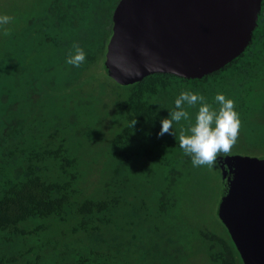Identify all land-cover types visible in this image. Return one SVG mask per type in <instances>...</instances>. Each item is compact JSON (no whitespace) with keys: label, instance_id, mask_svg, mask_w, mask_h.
<instances>
[{"label":"trees","instance_id":"trees-1","mask_svg":"<svg viewBox=\"0 0 264 264\" xmlns=\"http://www.w3.org/2000/svg\"><path fill=\"white\" fill-rule=\"evenodd\" d=\"M27 1L25 8L18 1L9 4L7 23L16 25L0 35V88L18 83L14 96L25 102L22 108H27V98L43 87L39 104L43 111L35 116L34 124L16 132V138L13 135L15 149L19 144L23 148L5 153L2 162L6 163L0 164V264H116L113 250L96 249L90 243L81 246L76 240L92 237L112 225V214L122 210L123 197L112 191L133 178L129 171L137 153L148 146L158 152L139 178L160 181L152 191L158 204L153 216L159 219V215L166 216L176 207L181 172L201 160L204 149L197 136L178 134L173 124L187 120L190 123L191 119L197 125L205 111L218 110L220 114L224 108L240 103L248 106L249 113L260 115L258 107L252 105L257 102V90H264V0L251 43L224 68L198 79L162 73L147 76L126 85L127 92L115 90L117 97L111 113L102 110V104L97 102L100 109L96 103L76 109L77 114L92 120L111 116L115 124L105 167L114 182L92 196L82 195L78 187L85 172L76 141L69 137L64 124L71 110H65V98L60 96L69 94V83L74 80L77 86L84 87L79 82L84 72L91 66L98 68L103 58L105 62L112 16L120 0ZM102 72L114 81L104 63ZM93 75L97 73H87L84 82H91ZM7 107L2 108L8 110ZM33 127L38 133H33ZM83 129L77 126L75 134L81 135ZM9 144L0 146V158L2 148L8 150ZM14 156L19 158L20 172L8 165ZM118 168L120 175L114 176ZM193 168L202 172L200 167ZM223 181L225 194L227 184ZM225 232H199L210 263L244 264L227 229ZM63 239L75 246L69 256Z\"/></svg>","mask_w":264,"mask_h":264},{"label":"rangeland","instance_id":"rangeland-1","mask_svg":"<svg viewBox=\"0 0 264 264\" xmlns=\"http://www.w3.org/2000/svg\"><path fill=\"white\" fill-rule=\"evenodd\" d=\"M12 1H18L23 8L28 3L27 0H0V35L4 34L6 28H14L16 25L7 23L11 15L9 4H12ZM103 63L104 58L98 68L91 66L84 72L86 75H82L79 81L84 87L77 86V81L74 80L69 83V94L60 96L61 99L65 98L62 100L65 110H71L67 119H64V124L69 137L76 141L75 145L79 149L78 156L83 163L85 177L78 187L81 188L80 191L84 196L96 195V192L105 190L106 186L112 187L114 180L108 177L105 167L108 164L106 152L115 124L111 116L92 120L85 114H77L76 109L79 106L93 107L97 102L102 104V110L111 113L117 97L115 90L128 91L126 86L118 85L105 77V73L102 72ZM95 72L97 76L93 75L91 82L85 83L87 73L95 74ZM16 86L18 87L19 84L16 83L14 86L9 83L6 89L0 88V146L10 143L8 150L3 148L1 150L0 164L2 165L6 163L2 162L5 153L23 148V144H19V148L15 149L13 135L16 138L19 135L16 132L34 124L35 116L41 115L43 111L39 108L42 102L40 92L45 90L43 87L32 92L31 97L26 100L27 108H22L21 104L25 102L21 103L14 96L19 90ZM44 88L47 90L49 87L44 86ZM257 91V102H253L252 106L258 107L260 115L249 113L248 106L240 103L242 105L224 108L223 113L220 114L218 110L217 112L205 111L197 125L191 119L190 123L187 120L184 123L173 124L178 134L191 138L197 136L196 139L203 143L204 149L201 160L193 166L200 167L202 172L194 171L192 166L183 169L181 172L183 178L176 187L178 203L168 215L163 217L159 215V219L153 216L158 211V204L155 205L156 197L153 196L152 191L155 190L156 183L160 181L154 177L139 178L149 164H152L158 153L148 146L137 153L129 171L133 178L125 181L122 188L118 187L112 191L123 196L122 210L112 214V225L105 227L103 232L92 237L77 238L78 244L82 246L90 243L96 249L113 250L111 253L116 256L113 260L116 264H211L205 249L201 247L199 232L204 229V231L226 234L225 226L218 217V207L225 191L218 159L235 155L264 158V125L261 121L264 120V90ZM66 99L69 100L68 104L64 103ZM45 102L49 103V101ZM104 103L107 105L104 106ZM99 104L96 105L97 109H100ZM3 106H9L8 110H3ZM28 109H31V112ZM33 114L35 115L32 116ZM59 124L63 123L59 121ZM77 126L85 128L81 135L75 134ZM33 133H38L37 128L33 127ZM24 136L27 137V134L25 133ZM23 140L24 138L21 142ZM79 143H82L81 146L78 145ZM8 165H11L15 172L21 171L20 161L16 156ZM120 169H116L113 175H120ZM150 173L155 174L154 171ZM149 214L152 215L149 217ZM63 241L69 247V252L66 253L69 256L70 252L73 253L75 246L72 242H65L64 239Z\"/></svg>","mask_w":264,"mask_h":264},{"label":"water","instance_id":"water-1","mask_svg":"<svg viewBox=\"0 0 264 264\" xmlns=\"http://www.w3.org/2000/svg\"><path fill=\"white\" fill-rule=\"evenodd\" d=\"M262 1L120 0L105 70L123 86L157 73L208 76L244 53ZM218 163L227 184L218 217L242 262L264 264V158L235 155Z\"/></svg>","mask_w":264,"mask_h":264},{"label":"flooded vegetation","instance_id":"flooded-vegetation-1","mask_svg":"<svg viewBox=\"0 0 264 264\" xmlns=\"http://www.w3.org/2000/svg\"><path fill=\"white\" fill-rule=\"evenodd\" d=\"M257 25H258V24H257ZM228 175H230V173H229Z\"/></svg>","mask_w":264,"mask_h":264}]
</instances>
